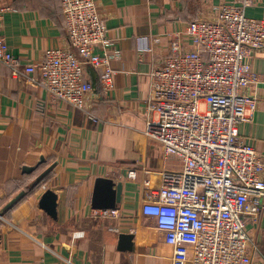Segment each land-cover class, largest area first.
I'll return each instance as SVG.
<instances>
[{
    "label": "crops",
    "instance_id": "1",
    "mask_svg": "<svg viewBox=\"0 0 264 264\" xmlns=\"http://www.w3.org/2000/svg\"><path fill=\"white\" fill-rule=\"evenodd\" d=\"M250 1L245 15L264 20V0ZM94 2L121 57L110 61L114 76L107 94L97 72L87 68L89 112L52 100L34 74L15 76L0 63V209L24 190L0 215V264H171V247L153 218L140 212L143 191L175 184L181 171L179 159L165 158L143 133L149 72L188 22L213 20L220 6L240 2ZM65 33L60 0H0V35L22 64L38 62L49 48L68 47ZM247 61L255 82L244 91L256 96L257 108L239 133L264 157V46ZM97 177L123 184L116 217L93 215ZM46 189L56 194V218L38 206ZM247 229L253 262L264 264V208ZM120 233L134 235L131 251L117 249Z\"/></svg>",
    "mask_w": 264,
    "mask_h": 264
},
{
    "label": "built area",
    "instance_id": "2",
    "mask_svg": "<svg viewBox=\"0 0 264 264\" xmlns=\"http://www.w3.org/2000/svg\"><path fill=\"white\" fill-rule=\"evenodd\" d=\"M238 1L220 6L213 20L188 22L149 72L143 133L165 158H178L181 171L175 184L143 191L140 212L153 218L171 247V264H254L247 223L264 208V157L239 126L252 121L257 108L256 96L244 89L255 82L247 59L264 46V20L245 15L250 0ZM60 5L68 47L49 48L38 62L22 64L0 35V63L15 76L34 74L52 100L89 112L87 68L107 94L110 61L120 59L121 49L107 36L94 0ZM93 215L117 216L115 209Z\"/></svg>",
    "mask_w": 264,
    "mask_h": 264
},
{
    "label": "water",
    "instance_id": "3",
    "mask_svg": "<svg viewBox=\"0 0 264 264\" xmlns=\"http://www.w3.org/2000/svg\"><path fill=\"white\" fill-rule=\"evenodd\" d=\"M32 167L23 166V170L29 171ZM39 176L37 180L42 177ZM123 184L121 182H114L110 178L97 177L94 182L91 207L93 209H116L117 204L121 201ZM24 190L18 192L11 198L1 209L0 215L8 210L17 200L22 197ZM56 194L51 189H46L38 200V206L43 209L47 214L56 218ZM132 233H120L118 235L117 249L122 251H131L133 249Z\"/></svg>",
    "mask_w": 264,
    "mask_h": 264
},
{
    "label": "rangeland",
    "instance_id": "4",
    "mask_svg": "<svg viewBox=\"0 0 264 264\" xmlns=\"http://www.w3.org/2000/svg\"><path fill=\"white\" fill-rule=\"evenodd\" d=\"M203 108H204V106L202 105V106H201V109H203Z\"/></svg>",
    "mask_w": 264,
    "mask_h": 264
}]
</instances>
